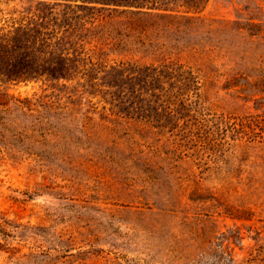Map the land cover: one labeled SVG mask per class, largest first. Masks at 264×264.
I'll list each match as a JSON object with an SVG mask.
<instances>
[{"label":"rangeland","instance_id":"1","mask_svg":"<svg viewBox=\"0 0 264 264\" xmlns=\"http://www.w3.org/2000/svg\"><path fill=\"white\" fill-rule=\"evenodd\" d=\"M173 10L80 11L0 81V264H264V0Z\"/></svg>","mask_w":264,"mask_h":264},{"label":"trees","instance_id":"2","mask_svg":"<svg viewBox=\"0 0 264 264\" xmlns=\"http://www.w3.org/2000/svg\"><path fill=\"white\" fill-rule=\"evenodd\" d=\"M36 8L31 20L0 30V81L28 82L39 76L54 77L59 73L57 60L64 57L59 47L63 32L74 19L82 18L80 11L107 8L141 13L174 11L183 6L197 8L206 0H34ZM61 7V11L56 10ZM186 10V11H188ZM57 53L56 61L53 55Z\"/></svg>","mask_w":264,"mask_h":264}]
</instances>
